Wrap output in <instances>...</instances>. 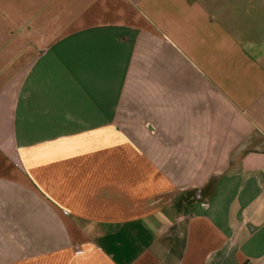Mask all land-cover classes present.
<instances>
[{"label":"crops","instance_id":"1","mask_svg":"<svg viewBox=\"0 0 264 264\" xmlns=\"http://www.w3.org/2000/svg\"><path fill=\"white\" fill-rule=\"evenodd\" d=\"M0 264H264V0H0Z\"/></svg>","mask_w":264,"mask_h":264}]
</instances>
